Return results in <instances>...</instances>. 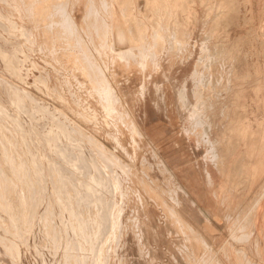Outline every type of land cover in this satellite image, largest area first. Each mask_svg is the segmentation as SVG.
I'll return each mask as SVG.
<instances>
[{
	"label": "rangeland",
	"instance_id": "1",
	"mask_svg": "<svg viewBox=\"0 0 264 264\" xmlns=\"http://www.w3.org/2000/svg\"><path fill=\"white\" fill-rule=\"evenodd\" d=\"M1 1H0V9L4 10V13L7 11L13 12V9H14L13 7H15V5L18 6L17 12H16V7L14 9L15 12L18 13V14L15 13L16 17L14 19H16L18 26H20V29L17 31L15 36H11L8 33H5L2 30V28H0V76L5 78V80H7V81L15 82L20 87V89L22 88V89L27 91L25 93H31V95L33 94V97L37 98L38 103L40 102L39 104H41L42 103L41 101H43V104L47 105V106L49 105L48 107H50V108L53 107V108L59 109V111H64V113L67 114L66 117L58 116L59 120L72 121V122H75L78 125H80L82 128H85L86 131L88 130V133L94 135V137L97 138V140L100 143H102V145L105 147L107 152H109L110 154H114L117 158L120 159L118 164L107 162V165L109 167V168L107 167L108 168L107 170H110L113 172L112 176L115 177V174H118L119 178L121 180H123V181L120 180L123 184V185L121 184L122 190L118 189L116 196H114V199H115V201H117L119 203L120 207H122L123 211H124L123 216H122L123 217L122 218V223H123L122 227L123 228L121 230L122 234L120 235V236H122L123 239L119 237V239H118L119 241H118V240H115L114 239L115 237H114L111 240L112 242L108 243L109 245L111 244L110 249H109V251H110L109 256L111 259L110 264H127L128 262H129L128 264H151V263H154V264H177V261L181 262V264H186L185 262L190 263V261H193L197 258L199 259V257L201 258V256L204 253H208L206 246H205L206 250L204 249V245H203L205 243V242H203L204 239L202 238L203 241H201L200 239L198 240L196 235L194 236V234L191 233L196 238V239H192V237L187 235L190 232L185 231L186 229L184 228V226H183V228L180 227L179 224L177 223V220L175 219V217H172L171 212L177 211V208L179 207L178 196L181 193H180V190H179L177 184L175 183L174 179H172L169 176L167 169H165L166 167L164 166V161H163L164 159L161 157V155L159 153L160 149H161L159 133L167 132V131L178 132V133L192 132V128L194 129V126L192 123L181 124L180 123L181 121H179L178 118L176 119L178 121V123H175V124L170 123L168 125L167 124H164V125L150 124L149 125L148 121H151V120L159 121V120H161V118H162V120L166 121V117L170 118L171 115H172V117L173 116L174 117H184V116L189 117L193 113H196V115L198 114L199 116L198 115L197 116L199 117V120L196 119V120H198L196 122V128H195L196 131L195 130H193V131L195 133L196 132L201 133V130H203V132L201 134H203L205 136H206V134L210 133L209 136L208 135L206 136V137L210 138V140L207 139V141H209V142L204 143L205 140H203V138H202L201 140L200 139L196 140V141H198L199 144L196 141L183 142L182 144L189 149H194V150L198 149V148L209 149L211 151L218 152L217 154H223V156L229 155L230 151L236 153L240 150L241 154H243L245 156L244 160L248 161L245 163V171H246V176H247L246 178H247V180L254 178L255 170H256V167H255L256 159L261 160L260 161V168L262 167V165H264V38H263L264 37V0H205L203 4H202V0H196V1H198V6H197L196 10L198 11V15L200 17L199 20L202 22L198 21L199 27L197 29V34H196L195 39L199 41V44H202L204 39L206 40L208 38L207 40H209L210 39L209 36H211L210 31H209L210 35H207V33L205 31L210 30L211 28L210 29L207 28L205 26V24L206 23L209 24L210 20H211V22H214V24H216V26H218L214 29L219 30L220 34L217 33L216 34L217 36H215L213 41H216L217 45H219L221 43L226 44L225 47L228 46L227 47L228 49L230 47V50H229L230 52H229L228 56H231V57H228V59L226 61V62L230 61V63L229 62L226 63V66H229L228 64H233L234 61H235V63L237 62L236 64L235 63L234 64L237 67L238 76L240 78L239 81L240 82H247V84H248L247 85L248 89L247 90L245 89V91H244V93H246L245 95L243 92H241L240 89L239 90L236 89L235 92L231 91V93H230V91H228L229 95H227L228 94V93H226L227 91L225 93L223 92V91H225V88L219 89V90H223L222 92L219 90L217 92V89H216V92L214 91L212 93L210 91H207V92L205 91L207 93L206 96H209V95L211 96L212 94H213V96L215 95L214 97L222 96V97L228 98V96H230L229 97L230 100L228 102H221V103H219V102L209 103L210 101H208L209 105L207 103H205L207 105L205 106L204 104H202V107H201V105L194 106V102H191L192 100L188 101L187 99H183L180 97L179 92H180V89H182L181 87L183 86V83H184L183 80H185V77H187L189 75V73H191L193 71V61L190 62L187 67L183 68L181 66L182 63L179 60V58H181V55H182L181 51L178 49V47H175V48H177L176 50H175V48L172 49V47L169 43L170 41H173L172 39L179 38L178 37L179 34L177 35V33H179V29H180V25H179L180 23L178 24V21H179L178 15L180 14V12L178 11L179 8L183 7V6L184 7H190L193 3L192 0H172V2H174V4H175L174 10H175V12H177V14H176L177 18H172L171 20L168 19L167 21H166V19H167L166 16H164V15L159 16L160 13H158V10H156V8H154L156 5L153 6V3H151V1H154V0H133L134 4H135V7L133 10L136 12V15L139 13L142 14V15H138V17L140 18V21H143V23L146 24V22H147L146 25L149 27V30L152 28V30H150V33L154 29L153 25H155L156 23H160L162 21H163L162 22L163 24H165V22H166L167 27H169L168 29L170 30V31H168V29H167V32L164 31L165 34L164 33L162 34L163 40H165V41H163V40L162 41L165 44L163 43L164 44L163 48H162V45L159 44V48L157 51L158 55L155 59H148L149 63H152V66H150L148 68L139 67V65L136 62L134 63L132 61H127V59H123L117 55L113 56V54L110 52H106V54H104L105 56L103 55V52L101 55H99L95 49V46H97L98 44L96 43V44L90 45V43H92L90 40H92L94 42H95V40H96V42L99 40V39H97L98 38L97 36H94V35H96V32H97L96 31L97 29L94 27V26L97 27V25H96L97 19H93L95 21L91 20V25H90L89 24L90 20H86V18H85L87 16V14H86L88 12L87 10H89L88 7H91V5H92L91 0H68L67 1L68 4L66 6L67 10H65L67 13L61 12L63 14L62 15L61 13L57 12L59 10L51 9L50 11H48V12H50V15H49L50 17L47 16L49 14L48 12L45 15L46 11H43L42 14H40L41 13L40 12L39 15H37V16H36V14H33V18L31 17L32 15H30L28 13H26V15H27L26 16L24 13V9H23V8H25L24 7L25 6L24 4H26L25 1L28 4V2L33 1V0H21L20 1L21 3L19 2V0L2 1V3H1ZM35 1L37 3H41V6L38 4L40 7H45L47 5L45 7V8H47L49 6V4L46 2V0H35ZM92 1H95V3L97 2L96 3L97 6L99 5L98 8L101 9L99 0H92ZM108 1H111V0H108ZM23 2H24V4H23ZM120 3H121V5H120L121 8L119 9V7H118V13L119 14H120V12L122 13L123 8H127V7L130 8L131 7L129 4H128L129 5L128 6L127 3H122V2H120ZM22 4L24 6H22ZM123 4H124V6L126 4V6L124 7ZM148 6H150V7H148ZM161 7H163V6H161ZM149 8H150V10H147ZM208 8L210 9V11L212 9V11H211V15L208 19L209 21H205L206 20L205 10ZM137 9L139 10V13H138ZM145 9L148 12H146ZM151 9H153V11L155 10L156 12L154 11V13H153V11H151ZM128 10H127V14H128ZM51 11H53L54 16L57 15L56 16V17H58L57 20H60L62 18L63 22L61 20L60 21L62 23L60 21L54 20V19H56V17H54L53 14H51ZM157 14H159V15H157ZM17 15H18V17H17ZM28 15H30V16H28ZM59 15H60V19H59ZM156 15H157L158 19H157V17L154 18ZM38 16L39 17L41 16V18L39 19ZM63 16L64 17L66 16L67 17L66 19H68V21L72 20L73 23H75L78 26V31L80 33L81 38L84 39L85 43H87V46H89V48L91 47L90 48L91 51L94 49L92 51V53L95 54L96 58L98 57L97 58L98 62L101 63V65L102 64L104 65V67H103V65H102V67L104 68V71H106L105 74L109 77V79L112 83V86L114 85L113 88L115 87L114 89H116L118 91V94L122 100V103L119 105H116L114 107L115 108L114 114L109 113V111L107 112V110H108L107 105L111 104V103H109L110 100H107L108 97H106V100L108 101V102H106V101H104L105 99L104 100L100 99L95 93L92 92L93 95L95 94L94 96H97L96 98H94V96L91 94L90 90L93 89V87H92L93 84H92V86L89 85V82L91 81V79L89 77V79H90L89 80L88 77L84 76L85 74L87 75V71L83 70L84 66L82 67V69L81 68L79 69V67L82 66V64L79 63L80 58H77V56L82 57V59H84V56L82 55L81 51H78V49H75V48H77L74 46L76 44V41H77V40H75L76 37L75 36L71 37V36H69L70 34H67V33H69V32H67L68 31V29H67L68 28L67 27L68 21L65 24L64 20L66 21V19H63L64 18ZM68 16H69V18H68ZM145 17L147 18V20ZM20 18L23 20H21ZM159 18H161V19H159ZM46 19H49V20H46ZM160 20H162V21H160ZM49 21H52V23L54 25H52L51 22H49ZM53 21H57L59 24H57L56 22L54 23ZM83 21L85 22V24L88 23V25L87 24L85 25ZM172 21L175 22V25H174V22H172ZM204 21H205V23H204ZM93 22H96V23H93ZM48 23H50V24L48 25ZM133 23H134V21H133ZM133 23H131V24H133ZM150 23H151L152 27L149 25ZM55 24H57V25H55ZM92 24H93V26H92ZM131 24L129 25L130 28H132V27L134 28V26L136 25V23L133 25H131ZM166 24H165V26H166ZM176 24H178V25H176ZM172 25H173V27H172ZM44 27H45V29H44ZM61 27H63V28H61ZM91 27H93L94 29L92 30ZM47 28L49 29V32L46 31ZM56 28L58 31H55ZM64 28H66V29H64ZM135 28H136V26H135ZM205 28H206V30H205ZM22 29H24L26 31H31L34 34L35 39L32 37L31 40H28V38H26V36L22 35ZM79 29L81 31L82 30L83 31L81 32ZM176 29H178V30H176ZM53 30L55 31V33ZM60 30H61V32H60ZM63 30H65V31H63ZM88 30H89V33H88ZM45 31H46V33H44ZM62 32H64L65 34ZM83 32H85V33H83ZM168 32H169V34L171 33L173 35H170V37H168V35H169ZM172 32H175V33H172ZM204 32L206 34H204ZM51 33H52V35H51ZM55 34L56 35L58 34L57 35L58 37L57 36L54 37ZM59 34H61V35L59 36ZM82 34L84 36L85 35L86 36L84 37ZM174 34H176V36H174ZM203 34H204V36H203ZM171 37H173V38L171 39ZM54 38H55V40H54ZM167 38L169 40L170 39L171 40L168 41ZM86 39H88V40H86ZM150 39H153V38L150 37ZM218 39H220V41ZM222 39H224L225 41ZM207 40L205 42H207ZM53 41H54V43H52ZM60 41H61V43H60ZM166 41H168V42L166 43ZM9 42H14V43L10 44ZM209 43H210V40H209ZM227 43H229V44H227ZM167 44L169 45V47ZM173 45L176 46V44H173ZM45 46H46V48H45ZM14 47L16 48L17 56L19 57V73L20 74L18 75V77H16L15 74L14 75L11 74V72H9V71H6L7 70V68L5 66L6 64L4 62L2 52H1L2 49H3V51H8V52L10 51L11 52ZM124 48H125V46H121V49H124ZM73 49H75V50H73ZM161 49H162V51H161ZM76 50L78 51V53ZM74 51H76V52H74ZM94 51H95V53H94ZM47 52H48V54H47ZM70 53L71 54L73 53L72 55H74V56H72ZM169 53H171V55H168ZM234 53H235V55H234ZM159 55H160V57H159ZM167 56H169V57H167ZM50 57H52V58H50ZM74 57H76V58L73 59ZM232 57H234L233 60H232ZM99 58H101V61L103 63L100 61ZM157 58H159L160 60ZM174 58L177 60H174ZM76 59H78V60H76ZM168 59H169V61H168ZM171 59H172V61H171ZM73 60H75V61H73ZM68 61L70 62L69 64H68ZM82 61H81V63H84L85 60H82ZM239 61L243 66H240L241 64L239 63ZM128 62L130 64H132V67H131V65H128ZM67 64H68V66L66 67ZM70 64H71V66L69 67ZM74 64H75V66H74ZM106 64H107V66H106ZM54 65L55 66L60 65V66L57 68V66L54 67ZM216 65L217 66L214 67L215 68L214 73H216V74H213V75H215V77L213 79V83L222 77L224 79H225V77H226V79L227 78L229 79V77L231 75V73L228 72L229 68L226 69L227 71L226 70L223 71V69L220 67L221 70L223 72H225V73H223L219 68L220 64H216ZM177 66H179V67H177ZM121 67H122V69H121ZM169 68H171V69H169ZM244 68H246V69H244ZM183 69L185 70L184 72L181 71ZM71 70L73 73L71 72ZM217 71L219 72V75L217 74ZM62 72H64V73L62 74ZM79 72L80 73L82 72V74H80ZM71 74H72V76L69 77ZM185 74H186V76H185ZM41 76L46 78V79L48 78L49 82L46 84H41V83L37 82V79L40 78ZM207 76H206V81H209V76L208 77ZM211 76H210V79L213 78ZM241 76H242V78H241ZM82 77H86V79L82 78ZM215 78H217V79H215ZM120 79H123V80H120ZM61 80H63V81H61ZM86 80L88 81V83ZM177 81H178V83H177ZM239 81H236V83H239ZM124 83H125V85H124ZM47 84H48V87H47ZM189 84H190L189 87H191V83H189ZM60 85H62V86H60ZM80 85H83V86H80ZM0 86L3 87V88L2 87L0 88V98L2 97L1 103L3 105H5L7 107V110L12 114V116L10 118H8V117L5 118V116L3 117V115L1 114L0 115V126L1 127L8 126L11 129H13V131H14L15 128L18 126L14 122L17 119L18 123L20 122V124L21 123L24 124L25 127H27V126L30 127V128L27 127V131H26V133H27L26 137L27 138L25 137V140H23V138H21V137H23V135L20 133L21 132L20 129L15 131L16 144L18 145V147H17V145L16 146L9 145V153H11V155L14 154L12 156L16 157L18 159V161H21L22 159L30 161V160L35 158V161L33 162V164L32 165L29 164V166L31 168L38 167L39 168V174L35 175L34 173H31V176L33 178L35 177V180L37 179L36 181H34L35 184H42L43 187H45V193H44L43 197L40 198L38 196L37 198L30 199V201H29V203L31 202V204L37 205L38 215L35 218V222L33 224L34 227H31L29 229L30 231H28V233L26 234V238H27L26 239V245H24L21 236H16L14 238L13 236L8 235V239L13 240V238H14L15 242L19 246V249H18L19 254L17 255L16 264H57V262L59 264L61 262V258L63 256L64 250H62V248H61V249H58L56 251V248H55L51 238L48 239V236L46 234L48 232L47 227L44 228L46 226V224H45L46 222H45V219H43V215L46 214L47 207L49 206L48 203L51 201L52 206L54 207L53 210H54V212L56 211L55 212V214H56L55 223L58 225L59 228H62L63 227L62 223L64 222L65 227H66V223L68 226L69 217H70L69 212H68L67 207H66L69 205V202L71 199L70 195H68L71 193H68V192L73 191L72 192V195H73L74 193H79L80 191L85 192L87 194L89 191L92 192V191L96 190L98 192V194H105V196L110 198V196H111V194L109 192L110 187L103 184L102 181H100V180H98L99 183L89 180V174L90 173L86 172V169H85L86 165H84L83 159L89 158L91 153H89L90 150L88 148H86V145L84 143H81V145H83V146H81L79 141L72 140V141H74V143L76 145H80L78 147L76 145L73 146L74 143H72V141L65 136L64 132L62 133L60 128H58V129L61 132L58 130L57 131L58 133L56 134V130H57L56 124L52 123V120H54V118L42 117L41 116L42 114H40L38 112V110L35 111V109H37V108L34 105V103L31 102V100H27L26 102L21 101L22 103H24L26 105L28 104L27 107H26V105L22 106L23 104L20 103V101H18L19 98L16 95L14 96V93H12L13 91L9 87H7L5 84L3 85L1 83H0ZM143 86H145V87H143ZM6 88L7 89L9 88V90L7 92H6V90H7ZM48 88H49V90H48ZM54 88L57 90L60 89V92L62 93V95L65 98V101H64L65 105H63L64 103L57 98L56 94H54V91H53V90H55ZM69 88L71 90H69ZM83 88H85V90ZM38 89L42 90V94H41V91H39ZM3 90H5V91H3ZM83 90L88 92V93L85 94V92ZM127 90L129 93L127 92ZM2 92H4V93H2ZM10 92L13 95L10 94ZM89 92H90V94H89ZM205 92H204V94H206ZM5 93H7V94L5 95ZM78 93H80V94H78ZM208 93H209V95H208ZM87 94L90 96L92 95V96L90 97ZM10 95L13 96L14 98H11ZM189 97L190 98L193 97V94L191 91L189 92ZM97 98L100 100V102L103 101L104 103L98 102L99 100ZM78 99H79V101H77ZM191 99H193V98H191ZM183 100L185 103L184 102H183L184 104L180 103ZM94 101H96V102H94ZM12 102H14V103H12ZM17 103L20 105L17 106L16 105ZM6 104L8 106L9 105L10 106L8 107ZM31 104L33 106H31ZM211 104H213L214 106H212ZM20 106H22L24 108H22ZM79 106H81V107L79 108ZM104 106L106 108H104ZM207 106H208V108H207ZM25 107L27 108V110ZM211 107L214 109L212 110ZM225 107H229V108H225ZM17 108L18 109L22 108V109L18 110ZM33 108H35V109H33ZM102 108H104L105 110L104 109L102 110ZM192 108L195 110H193ZM197 108H199V109H197ZM200 108H202V110H200ZM203 109H205V110H203ZM23 110H24V112H23ZM28 110H29V113L30 112L31 113L25 114L26 111H27L26 113H28ZM69 110H70V112H69ZM33 111H35V113ZM125 111L128 112L130 116L125 115L124 114ZM201 111H203V112H201ZM75 112H76V114H75ZM224 112H226V113L223 114ZM16 113H17V117L15 115ZM81 113H82V115H81ZM108 113H109V115H108ZM220 113H222L221 114L222 118L225 117L224 119H222L219 116ZM228 113H229V115H227ZM233 113L236 115H234ZM105 114L108 115V117H110V118L107 119V116ZM207 114H208V116H206ZM230 115L233 117V119H232V117H229ZM240 115H241V117H240ZM215 116L217 118H215ZM235 116H238L237 117L238 119H236V121L234 119ZM201 117H203L202 120H200ZM210 117H212V118H210ZM91 118H93V120H91ZM120 118H121V120H120ZM204 118L207 120H208V118L209 119H215V121L211 120L212 123H210V120L206 121ZM228 118H229V120L230 119H232V120H230V122H229ZM128 119H130L131 121ZM239 119H241V121ZM85 120L88 122L86 123ZM123 120L125 121V123H123L124 122ZM133 120L135 122H137L136 125L142 131L143 137H141L140 134H138V136L136 134H133L132 128L127 127L128 125L130 126V124H132V126L134 125L132 122ZM226 120H227V122H226ZM33 121H37L39 123L40 126H38V127L40 129L31 130V127H32L31 124ZM102 121L103 122L105 121L106 123H103ZM13 122L15 123V125ZM130 122H132V123H130ZM206 122L208 124H212V127L208 128V126H207L208 124H206V125L204 124ZM213 122L215 123L214 126H213ZM235 122L240 123V126H239V124H236ZM113 123H114V125H113ZM229 123H232V125L233 124L234 125L233 126L230 125V127H229ZM201 124L203 126H201ZM236 125H237V127H236ZM99 126H101V127H99ZM238 126L239 127L243 126V128H239ZM247 126H250V127H247ZM231 127H232V129H231ZM234 127H236V128H234ZM90 128H92V129H90ZM210 128H211V130H210ZM244 128L246 129L245 131H244ZM235 129H236V131H235ZM241 129H243V130H241ZM30 130H31V132H30ZM39 130L42 132H39ZM44 130H46V132ZM18 131H20L19 134L21 136H19ZM129 131H130V133H129ZM204 132H206V134ZM29 133L30 134L32 133V134L30 135ZM60 133H61V135H60ZM12 134H14V133H10V135H12ZM34 134H36V135H34ZM63 134H64V137H63ZM132 134H133V136H132ZM41 136H42V138H41ZM53 136L56 138L55 140L52 139V138H54ZM61 136L63 137V139ZM201 137H202V135H201ZM38 138H40V139L38 140ZM55 142H57V143H55ZM68 142H71L72 144L68 143ZM214 142L216 145L213 144ZM174 143L179 144L178 141H174ZM51 145H53V147ZM58 146H60V147H58ZM80 147L81 148L83 147V148L81 149ZM62 148L66 151L64 152ZM11 149L14 151H12ZM83 149H85V150H83ZM80 150H82V151H80ZM88 150H89V152H88ZM1 152L2 151L0 148V156H1ZM82 155H83V157H82ZM210 159L213 161H219L220 162V161L224 160V157H222V156L214 157V158L212 157ZM157 161L159 164L157 163ZM102 165H103L102 166L103 169H105L104 164H102ZM131 167H132V169H131ZM6 168L8 169V167H6ZM221 169H222V167L220 168V170ZM105 171H106V169H105ZM116 172H118V173H116ZM141 172H143V173H141ZM9 173H11L10 170H9ZM32 174H34V175H32ZM37 176L39 178H41L40 180H42L41 181L42 183L40 182V180L37 183V181H38ZM263 176H264V173H263ZM60 177L62 178V180H58V179H60ZM139 178H140V181H139ZM133 181H135V182H133ZM137 182H139V183H137ZM23 184H28V183L24 182ZM23 184L19 182V186L16 190L17 193H15V192L13 193L12 190L15 191V189L13 187L11 188V186H10V188H9L10 190H9L8 189L9 185H7L6 183L2 184V187L0 188L1 189L0 192L4 191L3 193L1 192L2 193L1 195L5 196L7 205H9L8 203L11 201V202H13L12 204L10 203L11 207L12 208L16 207L15 209L13 208V210L15 211V213L13 215L16 214L15 215L16 218L13 216V218L15 219V220L14 219L13 220L16 222V224L20 225V230H22V218H20V216H22V202L20 200L19 194H20V190L22 188L25 190L26 189L30 190V188L28 186L26 187ZM99 184H101V186ZM135 184H137V185H135ZM5 185H7V187ZM64 185H66V186L64 187ZM242 185L243 184H238L239 187L236 190V191H238L236 196H240L241 191H242ZM246 185H247V187L246 188L243 187V191L247 192V195L244 194L247 198V197H250L248 195L253 191V186L255 184H246ZM37 186H35L34 188H36L40 191L41 186H39V185H37ZM83 186H84V189H83ZM54 187H56V188H54ZM74 187H75V189H74ZM6 189H8V190H6ZM65 189L66 190L68 189L69 191L66 192ZM92 189H94V190H92ZM98 189H99V191H98ZM63 190H64V192H62ZM145 190H147V191H145ZM135 191L140 192L142 195L144 193L145 203L148 206L149 223H150L149 224V226H150L149 230L151 233L149 232L146 235L145 239L143 240L144 241L143 243L139 242L140 241L139 240V231L133 225L136 222V219L139 217V214H140V217L143 215L142 211L140 209V206L138 205V199H137L138 196L135 194ZM148 191L151 192V194ZM56 192H58L60 194H58ZM63 193H65L66 195ZM114 193H115V191H114ZM130 193L133 194V197H132V194H130ZM154 193H155V195H158L157 197L155 196V198L153 195ZM30 194H29V196H30ZM151 195H153V196L151 197ZM129 196H130V199H129ZM148 196H149V198H148ZM127 197H128V199H126ZM75 198H77V197H74L73 199H75ZM85 198H86L85 200L82 199L83 204H84V205H82L83 207L86 206L85 204H87V207H89L88 204H90V208L93 210L94 208L97 207V205L102 206V204L100 202H98L96 204L94 202L90 203L93 200L92 198H89L87 196H85ZM160 198L162 199L163 203H162V201H160ZM158 200L160 201V204H159ZM64 201H66V202H64ZM95 201L97 202V200H95ZM134 201H136V202H134ZM167 201L170 204H166ZM237 202H236L237 205L232 204V207L234 209L232 211L235 214L238 212L237 207H239L238 206L239 204ZM129 204L130 205L132 204V205L130 206ZM136 206H138L139 208ZM230 207L231 206H229V208ZM137 209H139L140 212H137ZM163 210H165V212ZM166 211L168 214L166 213ZM162 213L163 214L166 213L165 214L166 217ZM3 214L4 213H1V211H0V218H1L0 221L1 220H8L9 221L10 218L8 219V216L6 214H4L5 217L7 216L5 218ZM162 216H164V217H162ZM168 216H169V218H168ZM177 217H179L178 214H177ZM141 218L143 219V217H141ZM133 220H134V223L132 222ZM180 220L182 221L181 218H180ZM172 223H175V224L173 225ZM176 223L178 225H176ZM178 226L180 227V229ZM177 227L179 230L177 229ZM66 229L68 230V228H66ZM123 229H124V231H123ZM134 230H136V231H134ZM180 230L181 231L183 230L185 233L181 232ZM233 230H234V228H233ZM45 231H47V232H45ZM156 231H158V232H156ZM237 231H238V228L235 229V232H237ZM2 233H3V231L0 230V234L2 235V237H5V235ZM69 233H71V235L74 234V232L71 230L69 231ZM168 234H170V235H168ZM123 236H125V237H123ZM136 237L138 238L139 241L136 240L137 239ZM185 237L186 238L188 237V238L186 239ZM122 240H124V241H122ZM113 241H115L114 242L115 244L113 243ZM117 242L119 243V245H116ZM199 242H201V243H199ZM127 243H129V244L127 245ZM195 244H198L197 245L198 247ZM2 248H4V245L1 244V242H0V252H1L0 264H14V262L12 261L10 256L5 251L6 248H4V249H2ZM106 248H108V247H105V249ZM244 248H247V250L250 253V250L248 249L247 246H245ZM131 249L132 250L134 249V250L132 251ZM143 249H144V251H143ZM55 253H57V255H55ZM216 253H217L216 256L218 258H221L224 260L226 259V255H225L224 249L222 247L220 249H218L216 251ZM212 254L215 255V253H212ZM129 256H131V257H129ZM250 256H252V255L250 254ZM139 257H141V258H139ZM145 258H146V260H145ZM197 260H195V261H197ZM182 262H184V263H182Z\"/></svg>",
	"mask_w": 264,
	"mask_h": 264
},
{
	"label": "bare ground",
	"instance_id": "2",
	"mask_svg": "<svg viewBox=\"0 0 264 264\" xmlns=\"http://www.w3.org/2000/svg\"><path fill=\"white\" fill-rule=\"evenodd\" d=\"M1 1V0H0ZM2 1H8V0H2ZM2 1H1V3H2ZM21 0H19V2H20ZM67 1L68 0H46V2L49 4V6L47 7V8H45V7H40L41 6V3H37L35 0H33V1H30V2H28V4H27V2L25 1V3L26 4H24V2H23V4L25 5H23L22 4V6H24L25 8H23L24 9V13H25V15H26V13H28V14H30V15H32L31 17L33 18V14H36V16L37 15H39V13L40 14H42V12L43 11H46V13H45V15L47 14V12L48 11H50L51 9H57V10H59V11H57V12H59V13H61V12H65V13H67L65 10H67L66 8V6H67ZM118 1V2H117ZM111 0V1H108V0H99V3H100V8L101 9H99L98 8V6H97V2L95 3V1H92L91 0V3H92V5H91V7H88L89 8V10H87L88 12L86 13L87 14V16L85 17L86 18V20H90V25H91V20H93V19H97L96 20V22H97V27L96 26H94L97 30V32H96V35H94V36H97L98 38L97 39H99L97 42H96V40H95V42L94 41H92V40H90L89 38V40L92 42V43H90V45H92V44H98L97 46H95V49H96V51H97V53L99 54V55H101L102 54V52H103V55L104 54H106V52H110V53H112L113 54V56H115V55H117V56H119V57H121V58H123V59H127V61H132V62H136L138 65H139V67H143V68H148V67H150V66H152V63H149V61H148V59H155L156 57H157V55H158V48H159V44H161L162 45V48H163V46H164V42L163 41H165V40H163V36H162V34L164 33L165 34V32L164 31H166L167 32V29L169 28V27H167V24H166V22H165V24H166V26H165V24H163L162 22V20H160V21H162V22H160V23H156L155 25H153L154 26V29H153V31L150 33V30H152V28L149 30V27L146 25L147 24V22H146V24L145 23H143V21H140V18L138 17V15H142V14H140L139 13V10H138V13L139 14H137L136 15V12L133 10L134 9V7H135V4H134V1L133 0ZM204 1L205 0H202V4L204 3ZM11 2V1H10ZM53 2V3H52ZM120 2H122V3H127V5L129 4L131 7L129 8V7H127V8H123V11H122V13L120 12V14L118 13V7H119V9L121 8V3ZM172 0H154V1H151V3H153V6L154 5H156L154 8H156V10H158V13H160V15L159 14H157V15H159V16H162V15H164V16H166V21L169 19V20H171L172 18H177L176 17V14H177V12H175L174 13V9H175V4H174V2H172ZM192 5L190 6V7H180L179 8V12H180V14L178 15L179 16V21H178V24L180 25V29H179V33H177V35L179 34V38H177V39H172L173 37H171V39L173 40V41H170L168 38V41H170L169 43H170V45H171V47H172V49L173 48H175V47H178V49L181 51V58H179V60L181 61V66L183 67V68H185V67H187L188 66V64L190 63V62H192L193 61V71L191 72V73H189V75L187 76V77H185V80H183L184 81V83H183V86L181 87L182 89H180V97L181 98H183V99H187L188 101H191V102H194V106H197V105H201V107H202V104H204L205 106L208 104V101H210L209 103H214V102H219V103H221V102H228L230 99H229V97L230 96H228V98L227 97H222V96H216V97H214L213 96V94L210 96L209 95V93H208V95L209 96H206L207 95V91H210L211 93L212 92H216V89H217V92H218V90L220 89V88H225V91H223V90H219V91H223L224 93L226 92V93H228V91H230V93H231V91L233 92H235L236 91V89L237 90H241V92H243L244 93V91H245V89L247 90L248 88H247V82H240L239 80H240V78H239V76H238V71H237V67H236V63H235V61H234V63L233 64H228L229 66H226V63H230V61H228V62H226L227 61V59H228V57H231V56H228L229 55V50H230V47H229V49L227 48V47H225V45L226 44H224V43H221V44H219V45H217V43H216V41H213L214 40V38H215V36H217L216 34L218 33V34H220L219 32V30H217V29H214V28H216V27H218V26H216V24H214V22H211V20H210V23L209 24H205V26L207 27V28H211L210 30H207V31H205L206 33H207V35H210L211 34V36H209V40H210V43H209V40H207V42H205L206 40L204 39V41L202 42V44H199V41L198 40H196L195 39V37H196V34H197V29H198V27H199V23H198V21H200L199 20V15H198V11L196 10V8H197V6H198V1H196V0H192ZM21 3V2H20ZM37 3V4H36ZM89 3V2H88ZM90 3V4H91ZM94 3V4H93ZM40 6H39V5ZM44 4V3H43ZM45 5V4H44ZM128 5V6H129ZM123 6H124V4H123ZM125 6H126V4H125ZM124 6V7H125ZM161 6H163V7H161ZM211 6V5H210ZM6 7V6H5ZM13 7V6H12ZM15 7H16V12L18 11V9H17V5H15ZM15 7H13L14 9H15ZM70 7V6H69ZM137 7V6H136ZM148 7H150V6H148ZM159 7V8H158ZM177 7V6H176ZM158 8V9H157ZM13 9V12L12 11H7V12H5L4 13V10H2V9H0V28H2V30L5 32V33H8L9 35H11V36H15L16 35V33H17V31L20 29V26H18V23H17V21H16V19H14L15 17H16V14H18V13H16L15 12V10ZM128 10V14H127V10ZM136 10V11H137ZM146 10V9H145ZM147 10H150V8L149 9H147ZM146 10V12H148ZM151 11H153V9H151ZM150 11V12H151ZM155 11V10H154ZM154 11H153V13H154ZM211 11H212V9H211ZM211 11H210V9L208 8V9H206L205 10V15H206V20L205 21H209L208 19H209V17H210V15H211ZM56 12V13H57ZM135 12V13H134ZM156 12V11H155ZM16 13V14H15ZM20 13V12H19ZM49 14L47 15L48 17H50L49 15H50V12H48ZM51 14H53V16H54V13H53V11H51ZM58 14V13H57ZM62 14V13H61ZM60 14V15H61ZM122 14V15H121ZM145 14V13H144ZM23 15V14H22ZM30 15H28V16H30ZM60 15H59V19H60ZM63 15V14H62ZM61 15V16H62ZM65 15V14H64ZM67 15V14H66ZM157 15L154 17V18H156L157 17ZM27 16V15H26ZM52 16V15H51ZM52 16V17H53ZM57 15H55L54 17H56ZM145 16V15H144ZM204 16V15H203ZM17 17H18V15H17ZM39 17V16H38ZM64 17V16H63ZM143 17V16H142ZM205 17V16H204ZM35 18V17H34ZM41 18V16L39 17V19ZM67 17L65 16L63 19H66ZM68 18H69V16H68ZM146 18V17H145ZM162 18V17H161ZM161 18H159V19H161ZM165 18V17H164ZM21 19V18H20ZM29 19V18H28ZM27 19V20H28ZM37 19V18H36ZM58 19V17H56V19H54V20H57ZM157 19H158V17H157ZM163 19V18H162ZM204 19V18H203ZM21 20H23V19H21ZM25 20V19H24ZM33 20V19H32ZM46 20H49V19H46ZM45 20V21H46ZM52 20V19H51ZM61 21H62V18L60 19ZM60 20H57V21H60ZM85 20V19H84ZM85 20V21H86ZM146 20H147V18H146ZM164 20V19H163ZM176 20V19H175ZM178 20V19H177ZM57 21H53L54 23L56 22L57 24H59ZM60 21V22H61ZM68 21V19H66V21L64 20V22H65V24H66V22ZM93 21H95V20H93ZM133 21H134V23H133ZM141 23H140V22ZM145 21V20H144ZM205 21H204V23H205ZM49 22H51V24L52 25H54L53 23H52V21H49ZM63 22V21H62ZM61 22V23H62ZM84 22V21H83ZM96 22H93V23H96ZM157 22V21H156ZM172 22H174V21H172ZM200 22H202V21H200ZM21 23V22H20ZM43 23V22H42ZM46 23V22H45ZM131 23H133V24H135L136 23V28H135V26H134V28L132 27V28H130V24ZM140 23V24H139ZM177 23V22H176ZM216 23V22H215ZM50 23H48V25H49ZM57 24H55V25H57ZM84 24H85V22H84ZM87 25H88V23H86ZM85 24V25H86ZM133 24H131V25H133ZM154 24V23H153ZM171 24V23H170ZM178 24H176V25H178ZM201 24V23H200ZM21 25V24H20ZM61 25V24H60ZM95 25V24H94ZM151 27H152V25H151V23L149 24ZM174 25H175V22H174ZM47 26V25H46ZM84 26V25H83ZM92 26H93V24H92ZM209 26V27H208ZM66 27V26H65ZM68 28V31L67 32H69V33H67V34H70L69 36H75L76 38H75V40H77L76 41V44L74 45L75 47H77V48H75V49H78V51H81V53H82V55L84 56V59H82V57H78L77 56V58H80L79 60H80V64H82V66H80L79 67V69L81 68L82 69V67L84 68L83 70H85V71H87V75L85 74L84 76H86V77H88V79H89V77H90V79H91V81L89 82V85H91L92 86V84H93V89H91L90 90V92H91V94L93 95V93H95L100 99H102V100H104V101H106V102H108L107 100H110V102L109 103H111V104H109V105H107L106 103V105H107V112L109 111V113H112V114H114L115 113V106L116 105H119V104H121L122 103V100H121V98H120V96H119V94H118V91L116 90V89H114L113 88V86H112V83H111V81H110V79H109V77L105 74V72L106 71H104V65H103V67H102V65H101V63H99L98 62V60H97V58L95 57V54H93L92 53V51L94 50H92L91 51V47L89 48V46H87V43H85V41H84V39H82L81 38V36H80V33H79V31H78V26L75 24V23H73V21L71 20V21H68V26H67ZM172 27H173V25H172ZM37 28V27H36ZM54 28V27H53ZM61 28H63V27H61ZM60 28V29H61ZM92 28V30L94 29L93 27H91ZM220 28V27H219ZM44 29H45V27H44ZM55 29V28H54ZM64 29H66V28H64ZM174 29V28H173ZM201 29V28H200ZM52 30V29H51ZM80 30V29H79ZM176 30H178V29H176ZM205 30H206V28H205ZM46 31H48L49 32V29L47 28V30ZM46 31L44 32V33H46ZM54 31V30H53ZM52 31V32H53ZM55 31H58L57 30V28H56V30ZM55 31H54V33H55ZM63 31H65V30H63ZM81 31V30H80ZM83 31V30H82ZM81 31V32H82ZM87 31V30H86ZM168 31H170L169 29H168ZM204 31V30H203ZM209 31H210V34H209ZM51 32V31H50ZM60 32H61V30H60ZM59 32V33H60ZM201 32V31H200ZM204 32V34H206ZM62 33H64V32H62ZM83 33H85V32H83ZM87 33V32H86ZM88 33H89V30H88ZM172 33H175V32H172ZM48 34V33H47ZM65 34V33H64ZM167 34V33H166ZM168 34H169V32H168ZM204 34H203V36H204ZM22 35L23 36H26V38H28V40H31V38L33 37L34 38V34L31 32V31H26V30H24V29H22ZM51 35H52V33H51ZM58 35V34H57ZM56 34L54 35V37H56L57 36ZM61 34H59V36H60ZM83 35V34H82ZM89 35V34H88ZM87 35V36H88ZM170 35H173V34H169L168 35V37H170ZM84 36V35H83ZM86 36V35H85ZM84 36V37H85ZM167 36V35H166ZM174 36H176V34H174ZM58 37V36H57ZM62 37V36H61ZM67 37V36H66ZM150 37L151 38H153V39H150ZM219 37V36H218ZM10 38V37H9ZM74 38V37H73ZM87 38V37H86ZM91 38V37H90ZM155 38V39H154ZM166 38V37H165ZM264 38V37H263ZM262 38V39H263ZM3 39V38H2ZM35 39V38H34ZM66 39V38H65ZM88 39H86V40H88ZM166 39V40H167ZM257 39V38H256ZM261 39V38H260ZM54 40H55V38H54ZM57 40V39H56ZM62 40V39H61ZM74 40V39H73ZM74 40V41H75ZM163 40V41H162ZM202 40V39H201ZM216 40V39H215ZM219 41H220V39H218ZM217 40V41H218ZM222 40H224V39H222ZM221 40V41H222ZM227 40V39H226ZM5 41V40H4ZM64 41V40H63ZM72 41V40H71ZM168 41H166V43L168 42ZM225 41V40H224ZM73 42V41H72ZM10 44L11 43H14V42H9ZM43 43V42H42ZM52 43H54V41L52 42ZM60 43H61V41H60ZM74 43V42H73ZM89 43V42H88ZM164 43V44H163ZM220 43V42H219ZM173 44H176V46H174ZM227 44H229V43H227ZM8 45V44H7ZM44 45V44H43ZM53 45V44H52ZM168 45V44H167ZM121 46H125V48L124 49H121ZM168 47H169V45H168ZM261 47V46H260ZM35 48V47H34ZM45 48H46V46H45ZM54 48V47H53ZM93 48V47H92ZM39 49V48H38ZM75 49H73V50H75ZM167 49V48H166ZM171 49V50H172ZM177 48H175V50H176ZM170 50V49H169ZM236 50V49H235ZM42 51V50H41ZM62 51V50H61ZM77 51V50H76ZM76 51H74V52H76ZM78 51H77V53H78ZM161 51H162V49H161ZM174 51V50H173ZM2 56H3V59H4V62H5V66H6V68H7V70L6 71H9V72H11V74H15V76L16 77H18V75L20 74L19 73V57L17 56V51H16V48L14 47L13 49H12V51L10 52H8V51H3V49H2ZM45 52V51H44ZM52 52V51H51ZM105 52V53H104ZM164 52V51H163ZM170 52V51H169ZM178 52V51H177ZM235 52V51H234ZM56 53V52H55ZM63 53V52H62ZM94 53H95V51H94ZM172 53V52H171ZM171 53H169L168 55H171ZM174 53V52H173ZM236 53V52H235ZM235 53H234V55H235ZM47 54H48V52H47ZM50 54V53H49ZM53 54V53H52ZM71 54V53H70ZM73 54V53H72ZM71 54V55H72ZM75 54V53H74ZM111 54V55H112ZM173 55V54H172ZM231 55V54H230ZM48 56V55H47ZM72 56H74V55H72ZM76 56V55H75ZM105 56V55H104ZM53 57V56H52ZM52 57H50V58H52ZM68 57V56H67ZM66 57V58H67ZM70 57V56H69ZM159 57H160V55H159ZM167 57H169V56H167ZM177 57V56H176ZM239 57V56H238ZM263 57V56H262ZM46 58V57H45ZM76 57H74L73 59H75ZM171 58V57H170ZM233 58L234 57H232V60H233ZM236 58V57H235ZM85 60L84 61V63H81V61L82 60ZM100 59V61H101V58H99ZM157 59H159V58H157ZM69 60V59H68ZM76 60H78V59H76ZM160 60V59H159ZM162 60V59H161ZM174 60H177V59H175L174 58ZM231 60V61H232ZM238 60V59H237ZM236 60V61H237ZM73 61H75V60H73ZM166 61V60H165ZM168 61H169V59H168ZM171 61H172V59H171ZM2 62V61H1ZM83 62V61H82ZM102 62V61H101ZM53 63V62H52ZM56 63V62H55ZM70 62L68 61V64H69ZM103 63V62H102ZM180 63V62H179ZM239 63H240V61H239ZM57 64V63H56ZM68 64L66 65V67L68 66ZM72 64V63H71ZM71 64L69 65V67L71 66ZM216 64H220V66H219V68L221 67L222 69H223V71L224 70H226L227 68H229L228 69V72L229 73H231V75H230V77H229V79L227 80L226 79V77H225V79L222 77V78H219L218 80H216L214 83H213V79H214V77H215V75H213V74H216V73H214V71H215V66H217ZM241 64V63H240ZM245 64V63H244ZM61 65V64H60ZM59 65V66H60ZM77 65V64H76ZM128 65H131V67H132V64H130L129 62H128ZM4 66V65H3ZM57 66V68L59 67L58 65H56ZM55 65H54V67H56ZM74 66H75V64H74ZM73 66V67H74ZM78 66V65H77ZM76 66V67H77ZM106 66H107V64H106ZM105 66V67H106ZM238 66V65H237ZM240 66H243L242 64L240 65ZM64 67V66H63ZM118 67V66H117ZM177 67H179V66H177ZM247 67V66H246ZM62 68V67H61ZM174 68V67H173ZM192 68V67H191ZM221 68H220V70H221ZM76 69V68H75ZM78 69V68H77ZM106 69V68H105ZM121 69H122V67H121ZM169 69H171V68H169ZM218 69V68H217ZM244 69H246V68H244ZM60 70V69H59ZM67 70V69H66ZM131 70V69H130ZM136 70V69H135ZM168 70V69H167ZM5 71V70H4ZM81 71V70H80ZM133 71V70H132ZM172 71V70H171ZM181 71H185L184 69L183 70H181ZM187 71V70H186ZM191 71V70H190ZM222 71V70H221ZM222 71V72H223ZM227 71V70H226ZM242 71V70H241ZM244 71V70H243ZM59 72V71H58ZM71 72H72V70H71ZM70 72V73H71ZM125 72V71H124ZM45 73V72H44ZM64 72H62V74H63ZM73 73V72H72ZM80 73V72H79ZM78 73V74H79ZM86 73V72H85ZM121 73V72H120ZM177 73V72H176ZM187 73V72H186ZM208 73V74H207ZM221 73V72H220ZM223 73H225V72H223ZM240 73V72H239ZM10 74V75H11ZM68 74V73H67ZM80 74H82V72L80 73ZM127 74V73H126ZM217 74L219 75V72L217 71ZM5 75V74H4ZM48 75V74H47ZM74 75V74H73ZM132 75V74H131ZM184 75V74H183ZM182 75V76H183ZM209 76V81H206V76ZM212 75V76H211ZM221 75V74H220ZM227 75V74H226ZM229 75V74H228ZM244 75V74H243ZM247 75V74H246ZM49 76V75H48ZM72 76V74L69 76V77H71ZM83 76V75H82ZM127 76V75H126ZM185 76H186V74H185ZM207 76V77H208ZM210 76L211 77H213L212 79H210ZM86 77H82V78H85L86 79ZM122 77V76H121ZM184 77V76H183ZM217 77V76H216ZM10 78V77H9ZM123 78V77H122ZM241 78H242V76H241ZM11 79V78H10ZM65 79V78H64ZM73 79V78H72ZM87 79V80H88ZM89 79V80H90ZM183 79V78H182ZM181 79V80H182ZM215 79H217V78H215ZM68 80V79H67ZM76 80V79H75ZM86 80V81H87ZM120 80H123V79H120ZM36 81V80H35ZM61 81H63V80H61ZM66 81V80H65ZM77 81V80H76ZM236 81H239V83H236ZM37 82H39V83H41V84H46V83H48L49 81H48V78L46 79V78H44V77H40V78H38L37 79ZM54 82V81H53ZM57 82V81H56ZM0 83L1 84H5L7 87H9L13 92L12 93H14V96L16 95L18 98H19V100L18 101H20V103H22V102H26L27 100H31V102H33L34 103V105L36 106V108L37 109H35V108H33V109H35V111H37L38 110V112L40 113V114H42L41 116L42 117H44V118H54V120H52V123H55L56 124V134L58 133L57 131L59 130L58 128H60L61 129V131H62V133L64 132V134H65V136L68 138V139H70L71 141L72 140H74V141H79L80 142V145H81V143H84L85 145H86V148H88L89 150H90V152H89V150H88V152L89 153H91V155H90V157L89 158H84L83 159V161H84V165H86L85 167V169H86V172L88 173H90L89 174V180L90 181H94V182H97V183H99V181L98 180H100V181H102V183L103 184H105L106 186H108V187H110V190H109V192H110V194H111V196H110V198L109 197H107V196H105V194H98V192L95 190V191H92V192H88L87 194L85 193V192H82V191H80L79 193H74L73 195H72V192L73 191H71V192H68V193H71V194H68V195H70V202H69V205L68 206H66L67 207V210H68V212H69V215H70V217H69V222H68V226H67V223H66V227H65V223L63 222L62 223V225H63V227L62 228H59L58 227V225L55 223V219H56V214H55V212H54V207L52 206V203H51V201L48 203V207H47V211H46V214L45 215H43V219H45V224H46V226L44 227V228H46L47 227V231H45V232H47L46 234H47V236H48V239H50L51 238V240H52V242H53V244H54V246H55V248H56V251L58 250V249H61L62 248V250H64V252H63V256H62V258H61V262L59 263V264H110V261H111V259H110V256H109V254H110V251H109V249H110V245L108 244L109 242L111 243L112 241V238H114L115 240H118L119 239V237L120 238H122V236H120L121 234H122V232H121V230H122V226H123V223H122V216H123V213H124V211H123V208L122 207H120V205H119V203L117 202V201H115V199H114V196H116V193H117V191H118V189H120V190H122V186H121V184H122V182L121 181H123V180H121L120 178H119V175L118 174H115V177L114 176H112L113 175V172L112 171H110V170H107L109 167H108V165H107V162H111V163H116V164H118V162H119V158H117L114 154H110L109 152H107L106 151V149H105V147L102 145V143H100L98 140H97V138H95L94 137V135H92V134H90V133H88V130L86 131V129L85 128H82L80 125H78L77 123H75V122H72V121H62V120H59L58 118V116H62V117H66V115L67 114H65L64 113V111H59V109H57V108H50V107H48L47 105H44L43 104V101H41L42 103L41 104H39L38 103V101H37V98H35V97H33V94L31 95V93H25V92H27L26 90H24V89H20V87L15 83V82H10V81H7V80H5V78H3L2 76H0ZM87 83H88V81H87ZM91 83V84H90ZM130 83V82H129ZM177 83H178V81H177ZM189 83H191V87H189ZM226 83V84H225ZM63 84V83H62ZM76 84V83H75ZM115 84V83H114ZM65 85V84H64ZM78 85V84H77ZM84 85V84H83ZM83 85H80V86H83ZM124 85H125V83H124ZM180 85V84H179ZM60 86H62V85H60ZM181 86V85H180ZM2 86H0V88H1ZM47 87H48V84H47ZM50 87V86H49ZM143 87H145V86H143ZM3 88V87H2ZM9 88L6 90V92L9 90ZM43 88V87H42ZM80 88V87H79ZM37 89V88H36ZM44 89V88H43ZM55 89V88H54ZM84 90H85V88H83ZM121 89V88H120ZM39 90V89H38ZM48 90H49V88H48ZM65 90V89H64ZM69 90H71L70 88H69ZM83 90V91H84ZM2 91V90H1ZM3 91H5V90H3ZM39 91H41V94H42V90H39ZM54 91V94H56L57 95V98L59 99V100H61L64 104L63 105H65V98H64V96L62 95V93L60 92V89L59 90H57V89H55V90H53ZM77 91V90H76ZM131 91V90H130ZM192 92V94H193V97H191V98H193V99H191L190 97H189V92ZM206 91V92H205ZM85 92V94L86 93H88V92H86V91H84ZM90 92H89V94H90ZM93 92V93H92ZM127 92H128V90H127ZM177 92V91H176ZM204 92L206 93V94H204ZM2 93H4V92H2ZM11 92H10V94H12ZM65 93V92H64ZM126 93V92H125ZM129 93V92H128ZM7 93H5V95H6ZM78 94H80V93H78ZM94 94V95H95ZM246 93H244V95H245ZM9 95V94H8ZM13 95V94H12ZM46 95V94H45ZM68 95V94H67ZM88 95V94H87ZM91 95V96H92ZM93 95V96H94ZM227 95H229V93L227 94ZM226 95V96H227ZM4 96V95H3ZM11 96V95H10ZM69 96V95H68ZM88 96H90V95H88ZM90 96V97H91ZM97 96H94V98H96ZM232 96V95H231ZM237 96V95H236ZM7 97V96H6ZM56 97V96H55ZM67 97V96H66ZM77 97V96H76ZM106 97H108V99L106 100ZM123 97V96H122ZM2 98V97H1ZM1 98H0V115L2 114L3 115V117L5 116V118H10L11 116H12V114L7 110V107L5 106V105H3L2 103H1ZM11 98H14L13 96H11ZM48 98V97H47ZM54 98V97H53ZM79 98V97H78ZM232 98V97H231ZM241 98V97H240ZM80 99V98H79ZM79 99L77 100V101H79ZM91 99V98H90ZM93 99V98H92ZM98 99V98H97ZM179 99V98H178ZM247 99V98H246ZM56 100V99H55ZM67 100V99H66ZM94 100V99H93ZM99 100V99H98ZM17 101V100H16ZM15 101V102H16ZM22 101V102H21ZM58 101V100H57ZM3 102V101H2ZM94 102H96V101H94ZM98 102H100V100L98 101ZM103 102V101H102ZM102 102H100V103H102ZM177 102V101H176ZM184 102V100L182 101V102H180V103H183ZM12 103H14V102H12ZM71 103V102H70ZM104 103V102H103ZM185 103V102H184ZM183 103V104H184ZM205 103H207V104H205ZM230 103V102H229ZM23 104V105H22ZM21 105L22 106H24V105H26V104H24V103H22ZM81 104V103H80ZM79 104V105H80ZM95 104V103H94ZM99 104V103H98ZM225 104V103H224ZM223 104V105H224ZM7 105V104H6ZM13 105V104H12ZM17 106L18 105H20V104H16ZM28 105V104H27ZM27 105H26V107H27ZM101 105V104H100ZM155 105V104H154ZM182 105V104H181ZM209 105V104H208ZM212 106H214L213 104H211ZM210 105V106H211ZM242 105V104H241ZM8 106V105H7ZM10 106V105H9ZM8 106V107H9ZM15 106V105H14ZM22 106H20V107H22ZM31 106H33L32 104H31ZM34 106V107H35ZM62 106V105H61ZM75 106V105H74ZM102 106V105H101ZM126 106V105H125ZM193 106V107H194ZM209 106V107H210ZM225 106V105H224ZM228 106V105H227ZM25 107V108H26ZM57 107V106H56ZM81 106H79V108H80ZM100 107V106H99ZM103 107V106H102ZM200 107V106H199ZM13 108V107H12ZM16 108V107H15ZM22 108H24V107H22ZM22 108H20V109H18V110H21ZM101 108V107H100ZM104 108H106L105 106H104ZM104 108H102V110L104 109ZM195 108V107H194ZM205 108V107H204ZM207 108H208V106H207ZM212 108V107H211ZM225 108H229V107H225ZM193 109V108H192ZM191 109V110H192ZM197 109H199V108H197ZM206 109V108H205ZM205 109H203V110H205ZM210 109V108H209ZM214 108H212V110H213ZM15 110V109H14ZM26 110H27V108H26ZM88 110V109H87ZM105 110V109H104ZM193 110H195V109H193ZM200 110H202V108H200ZM208 110V109H207ZM206 110V111H207ZM16 111V110H15ZM14 111V112H15ZM31 111V110H30ZM35 111H33L34 113H35ZM72 111V110H71ZM82 111V110H81ZM183 111V110H182ZM190 111V110H189ZM188 111V112H189ZM198 111V110H197ZM224 111V110H223ZM222 111V112H223ZM13 112V113H14ZM17 112V111H16ZM19 112V111H18ZM23 112H24V110H23ZM27 112V111H26ZM25 112V114H30L29 113V110H28V113H26ZM58 112V113H57ZM69 112H70V110H69ZM77 112V111H76ZM76 112H75V114H76ZM92 112V111H91ZM196 112V111H195ZM201 112H203V111H201ZM38 113V114H39ZM84 113V112H83ZM109 113H108V115H109ZM191 113V112H190ZM200 113V112H199ZM226 112H224L223 114H225ZM121 114V113H120ZM123 114V113H122ZM124 114L125 115H127V116H130L129 115V113L128 112H124ZM222 113H220L219 114V116L221 117L222 115H221ZM231 114V113H230ZM234 114V113H233ZM16 115V117H17V113L15 114ZM34 115V114H33ZM73 115V114H72ZM81 115H82V113H81ZM84 115V114H83ZM86 115V114H85ZM89 115V114H88ZM106 115V114H105ZM108 115H106L107 116V119H109L110 117H108ZM118 115V114H117ZM198 115V114H197ZM196 115V113H193V114H191L190 116H189V118H190V120L192 121V124H193V126H194V129L192 128V132H186V133H189V134H191L192 136H194V135H198L199 136V138L198 139H202L203 138V140H205V142L204 143H206V142H209V141H207V139H209L210 140V138H208V137H206L207 135L209 136V134H206V132H204L205 134H206V136L205 135H203V134H201L202 132H203V130H201V133H195L193 130H195V128H196V122L199 120V115L197 116ZM215 115V114H214ZM227 115H229V113L227 114ZM234 115H236V114H234ZM32 116V115H31ZM36 116V115H35ZM87 116V115H86ZM122 116V115H121ZM124 116V115H123ZM137 116V115H136ZM172 116V115H171ZM201 116V115H200ZM206 116H208V114L206 115ZM210 116V115H209ZM2 117V116H1ZM30 117V116H29ZM75 117V116H74ZM148 117V116H147ZM229 117H232L231 115L229 116ZM238 116H235V121H236V119H238L237 118ZM240 117H241V115H240ZM243 117V116H242ZM31 118V117H30ZM80 118V117H79ZM87 118V117H86ZM202 118L203 117H201V119L200 120H202ZM210 118H212V117H210ZM215 118H217L216 116H215ZM222 118V117H221ZM225 117H223L222 119H224ZM14 119V118H13ZM21 119V118H20ZM32 119V118H31ZM88 119V118H87ZM106 119V120H107ZM196 119H198V120H196ZM205 119V118H204ZM220 119V118H219ZM227 119V118H226ZM232 119H233V117H232ZM232 119H230V120H232ZM244 119V118H243ZM2 120V119H1ZM7 120V119H6ZM10 120V119H9ZM91 120H93V118H91ZM120 120H121V118H120ZM127 120V119H126ZM128 120H130V119H128ZM146 120V119H145ZM171 120V119H170ZM206 121H208V120H210V123H212V121L211 120H214L215 121V119H209L208 118V120L207 119H205ZM221 120V119H220ZM228 120H229V118H228ZM230 120H229V122H230ZM240 121H241V119H239ZM238 120V121H239ZM3 121V120H2ZM12 121V120H11ZM32 121V120H31ZM83 121V120H82ZM86 121V120H85ZM108 121V120H107ZM112 121V120H111ZM124 121V120H123ZM122 121V122H123ZM131 121V120H130ZM10 122V121H9ZM18 126L15 128V130L13 131V129H11L10 127H8V126H3V127H1L0 126V148H1V156H0V188L2 187V184H7V185H9V187H8V189L10 188V186H11V188L13 187L14 189H15V191L14 190H12L13 191V193L15 192V193H17V188H18V186H19V182L20 183H28V184H23V185H25L26 187L28 186L29 188H30V190H25V189H21L20 190V194H19V196H20V200H21V202H22V216H20V218H22V230H20V225L19 224H16V222L14 221L15 219L13 218V216L15 217V215H13L14 213H15V211L13 210V208L15 209L16 207H11V204L13 203V202H11L10 200V202L8 203L9 205H7V202H6V199H5V196H3V195H1L2 193L0 192V211H1V213H4V214H6L7 216H8V219L10 218V220L8 221V220H1L0 221V230H2L3 231V233L2 234H4L5 235V237H2V235L0 234V242H1V244H3L4 245V248H6V252H7V254L10 256V258L12 259V261L14 262V264H16V262H17V255L19 254V251H18V249H19V246L17 245V243L15 242V240H14V238L16 237V236H21V238H22V240H23V243H24V245H26V234L28 233V231H30L29 229L31 228V227H34L33 226V224H34V222H35V218L37 217V215H38V212H37V205H35V204H31V202L29 203V201H30V199H33V198H37L38 196L41 198V197H43V195H44V193H45V187H43V185L42 184H35V182L34 181H36L35 180V177L33 178L32 176H31V173H34L35 175L36 174H39V168L38 167H36V168H31L30 166H29V164L30 165H32L33 164V162L35 161V158L34 159H32V160H30V161H27V160H21V161H18V159L16 158V157H14V156H12V155H14V154H12L11 155V153H9V145H13V146H16L17 144H16V134H15V131H17V130H19L20 129V131H18V134H19V132L23 135V137H21V138H23V140H25V137H26V131H27V127H25L24 126V124H20V122L18 123V120L16 119L15 121H14ZM13 122V123H14ZM23 122V121H22ZM84 122V121H83ZM88 121H86V123H87ZM103 122V121H102ZM133 122V126H132V124H130V123H132ZM132 122H130L129 124H130V126L128 125L127 127H131L132 128V132H133V134H136L137 136H138V134H140V136L141 137H143V133H142V131L140 130V128L136 125L137 124V122H135L134 120L132 121ZM226 122H227V120H226ZM15 123H14V125H15ZM24 123V122H23ZM103 123H106L105 121L103 122ZM123 123H125V121L123 122ZM184 123V122H183ZM188 123V122H187ZM190 123V122H189ZM188 123V124H189ZM200 123V122H199ZM203 123V122H202ZM225 123V122H224ZM236 123V122H235ZM244 123V122H243ZM242 123V124H243ZM36 124V125H35ZM205 125L206 124H208L207 122L206 123H204ZM214 122H213V126H214ZM218 124V123H217ZM216 124V125H217ZM236 124H239V126H240V123H236ZM241 124V125H242ZM28 125V124H27ZM32 127H31V130H37V129H40L38 126H40L39 125V123L37 122V121H33L32 122ZM94 125V124H93ZM99 125V124H98ZM111 125V124H110ZM113 125H114V123H113ZM215 125V126H216ZM230 125L231 126H233L232 125V123H229V127H230ZM257 125V124H256ZM86 126V125H85ZM105 126V125H104ZM201 126H203L202 124H201ZM208 126V128L209 127H212V124H208L207 125ZM225 126V125H224ZM238 126V127H239ZM244 126V125H243ZM243 126L242 127H239V128H243ZM15 127V126H14ZM53 127V126H52ZM96 127V126H95ZM99 127H101V126H99ZM121 127V126H120ZM124 127V126H123ZM188 127V126H187ZM190 127V126H189ZM228 127V128H229ZM236 127H237V125H236ZM236 127H234V128H236ZM247 127H250V126H247ZM13 128V127H12ZM28 128H30V127H28ZM107 128V127H106ZM125 128V127H124ZM185 128V127H184ZM202 128V127H201ZM216 128V127H215ZM238 128V129H239ZM49 129V128H48ZM90 129H92V128H90ZM99 129V128H98ZM126 129V128H125ZM189 129V128H188ZM205 129V128H204ZM230 129V128H229ZM231 129H232V127H231ZM31 130H30V132H31ZM95 130V129H94ZM101 130V129H100ZM113 130V129H112ZM111 130V131H112ZM128 130V129H127ZM209 130V129H208ZM207 130V131H208ZM210 130H211V128H210ZM241 130H243V129H241ZM246 129L244 128V131H245ZM45 132H46V130H44ZM48 131V130H47ZM55 131V130H54ZM60 131V130H59ZM60 131V132H61ZM96 131V130H95ZM104 131V130H103ZM184 131V130H183ZM188 131V130H187ZM196 131V130H195ZM206 131V130H205ZM235 131H236V129H235ZM39 132H42V131H40L39 130ZM98 132V131H97ZM110 132V131H109ZM147 132V131H146ZM9 133V134H8ZM10 133H14V134H12V135H10ZM115 133V132H114ZM117 133V132H116ZM129 133H130V131H129ZM183 133V132H182ZM212 133V132H211ZM242 133V132H241ZM30 134V133H29ZM32 134V133H31ZM30 134V135H31ZM64 134H63V137H64ZM103 134V133H102ZM133 134H132V136H133ZM194 134V135H193ZM34 135H36V134H34ZM42 135V134H41ZM49 135V134H48ZM55 135V134H54ZM60 135H61V133H60ZM201 135H202V137H201ZM19 136H21L20 134H19ZM28 136V135H27ZM45 136V135H44ZM57 136V135H56ZM131 136V137H132ZM188 136V135H187ZM195 136V137H196ZM197 136V137H198ZM54 137V136H53ZM60 137V136H59ZM62 137V136H61ZM63 137H62V139H63ZM115 137V136H114ZM197 137H196V139H197ZM27 138V137H26ZM29 138V137H28ZM41 138H42V136H41ZM250 138V137H249ZM40 138H38V140H39ZM52 139H56L55 137L54 138H52ZM142 139V138H141ZM197 139V140H198ZM215 139V138H214ZM116 140V139H115ZM212 140V139H211ZM238 140V139H237ZM250 140V139H249ZM68 141V140H67ZM74 141H72V143H74ZM215 141V140H214ZM41 142V141H40ZM50 142V141H49ZM118 142V141H117ZM197 143H198V141H196ZM200 142V141H199ZM213 142V141H212ZM254 142V141H253ZM55 143H57V142H55ZM68 143H71V142H68ZM71 143V144H72ZM52 144V143H51ZM78 144V143H77ZM199 144V143H198ZM213 144H215V142L213 143ZM62 145V144H61ZM76 144L74 143V145L73 146H75ZM80 145H76L77 147L78 146H80ZM216 145V144H215ZM52 147H53V145H51ZM81 146H83V145H81ZM17 147H18V145H17ZM58 147H60V146H58ZM239 147V146H238ZM81 148V147H80ZM83 148V147H82ZM81 148V149H82ZM63 149V148H62ZM68 149V148H67ZM76 149V148H75ZM199 149V148H198ZM12 150V149H11ZM60 150V149H59ZM83 150H85V149H83ZM12 151H14V150H12ZM63 151L65 152L66 150H64L63 149ZM80 151H82V150H80ZM86 152V151H85ZM147 152V151H146ZM213 152V151H212ZM160 153V152H159ZM214 153V152H213ZM70 154V153H69ZM161 154V153H160ZM217 156V155H216ZM82 157H83V155H82ZM165 157V156H164ZM21 158V157H20ZM130 158V157H129ZM214 158V157H213ZM157 159V158H156ZM166 159V158H165ZM40 160V159H39ZM144 160V159H143ZM41 161V160H40ZM144 163V162H143ZM157 163H158V161H157ZM102 164H104V166H105V169H106V171H105V169H103V165ZM125 164V163H124ZM159 164V163H158ZM39 165V164H38ZM142 165V164H141ZM161 165V164H160ZM35 166V165H34ZM33 166V167H34ZM127 166V165H126ZM129 166V165H128ZM164 166H165V164H164ZM6 167H8V169L10 170V172L11 173H9V170L6 168ZM108 167V168H107ZM133 167V166H132ZM132 167H131V169H132ZM150 167V166H149ZM172 168V167H171ZM134 169V168H133ZM163 169V168H162ZM166 169V168H165ZM241 169V168H240ZM112 170V169H111ZM127 170V169H126ZM116 171V170H115ZM129 171V170H128ZM55 173V172H54ZM81 173V172H80ZM116 173H118V172H116ZM141 173H143V172H141ZM34 174H32V175H34ZM137 174V173H136ZM243 175V174H242ZM64 176V175H63ZM129 176V175H128ZM38 177V176H37ZM135 177V176H134ZM233 177V176H232ZM250 177V176H249ZM83 178V177H82ZM131 178V177H130ZM208 178V177H207ZM41 178H39L38 177V181H37V183L39 182V180H40ZM245 179V178H244ZM58 180H62V178L60 177V179H58ZM88 180V181H89ZM121 180V181H120ZM130 180V179H129ZM236 180H238V178L236 179ZM235 180V181H236ZM42 180H40V182H41ZM139 181H140V178H139ZM93 182V183H94ZM133 182H135V181H133ZM142 182V181H141ZM140 182V183H141ZM149 182V181H148ZM18 183V184H17ZM42 183V182H41ZM71 183V182H70ZM137 183H139V182H137ZM209 183V182H208ZM236 183V182H235ZM247 183V182H246ZM91 184V183H90ZM143 184V183H142ZM147 184V183H146ZM7 185H5L6 187H7ZM37 185H39V186H41L40 188H41V190L39 191L38 189H36V188H34L35 186H37ZM60 185V184H59ZM100 186H101V184H99ZM104 185V186H105ZM123 185V184H122ZM135 185H137V184H135ZM236 185V184H235ZM66 185H64V187H65ZM233 186V185H232ZM24 187V186H23ZM38 187V186H37ZM57 187V186H56ZM56 187H54V188H56ZM63 187V188H64ZM25 188V187H24ZM33 188V189H32ZM39 188V189H40ZM67 188V187H66ZM73 188V187H72ZM127 188V187H126ZM4 189V188H3ZM8 189H6V190H8ZM60 189V188H59ZM69 189V188H68ZM66 190V192L67 191H69V190ZM74 189H75V187H74ZM83 189H84V186H83ZM115 189V190H114ZM125 189V188H124ZM237 189V188H236ZM1 190V189H0ZM10 190V189H9ZM92 190H94V189H92ZM179 190H180V188H179ZM178 190V191H179ZM54 191V190H53ZM59 191V190H58ZM98 191H99V189H98ZM114 191H115V193H114ZM145 191H147V190H145ZM150 191V190H149ZM148 191V192H149ZM152 191V190H151ZM154 191V190H153ZM30 194V196H29V194ZM61 192V191H60ZM62 192H64V190L62 191ZM103 192V191H102ZM123 192V191H122ZM125 192V191H124ZM131 192V191H130ZM11 193V192H10ZM9 193V194H10ZM12 193V194H13ZM56 193H58V192H56ZM134 193V192H133ZM150 194H151V192H149ZM28 194V195H27ZM58 194H60V193H58ZM63 194H65V193H63ZM84 194V195H83ZM122 194V193H121ZM130 194H132V193H130ZM135 194L138 196V205L140 206V209H141V211H142V216L141 217H143V219L140 217V214H139V217L136 219V222L134 223V220L132 221L134 224V226L138 229V231H139V240H138V238L136 239L137 241H139V242H144L143 240L145 239V237H146V235L150 232V230H149V214H148V206H147V204L145 203V198H144V193H143V195L140 193V192H138V191H135ZM148 194V193H147ZM16 195V194H15ZM66 195V194H65ZM67 195V196H68ZM149 195V194H148ZM154 195V198H155V196L157 197L158 195H155V193L153 194ZM153 195H151V197L153 196ZM85 196H87V197H89V198H92L93 200L90 202V203H98V202H100L101 204H102V206H98L97 205V207L96 208H94L93 210L90 208V204H88V206L89 207H87V204H85L86 206H82V205H84L83 204V201H82V199L83 200H85L86 198H85ZM58 197V196H57ZM74 197H77V198H75V199H73ZM132 197H133V194H132ZM131 197V198H132ZM147 197V196H146ZM59 198V197H58ZM148 198H149V196H148ZM8 199V198H7ZM29 199V200H28ZM88 199V198H87ZM126 199H128V197L126 198ZM129 199H130V196H129ZM147 199V198H146ZM151 199V198H150ZM38 200V199H37ZM89 200V199H88ZM95 200H97V202L95 201ZM8 201V200H7ZM159 201V200H158ZM160 201H162V199L160 198ZM160 201H159V204H160ZM33 202V201H32ZM60 202V201H59ZM64 202H66V201H64ZM87 202V201H86ZM89 202V201H88ZM131 202V201H130ZM134 202H136V201H134ZM157 202V201H156ZM11 203V204H10ZM34 203V202H33ZM36 203V202H35ZM38 203V202H37ZM62 203V202H61ZM162 203H163V201H162ZM258 203H259V201H258ZM65 204V203H64ZM133 204V203H132ZM131 204V205H132ZM183 204V203H182ZM240 204V203H239ZM130 205V204H129ZM130 205V206H131ZM237 205V204H236ZM152 206V205H151ZM157 206V205H156ZM161 206V205H160ZM64 207V206H63ZM136 207H138V206H136ZM135 207V208H136ZM159 207V206H158ZM184 207V206H183ZM248 207V206H247ZM126 208V207H125ZM139 208V207H138ZM127 209V208H126ZM153 209V208H152ZM167 209V208H166ZM128 210V209H127ZM159 210V209H158ZM162 210V209H161ZM160 210V211H161ZM168 210V209H167ZM236 210V209H235ZM243 210H244V207H243ZM164 212H165V210H163ZM170 211V210H169ZM137 212H140L139 211V209H137ZM242 212V211H241ZM126 213V212H125ZM155 213V212H154ZM166 213H167V211H166ZM165 213V214H166ZM172 213V217H175V219L177 220V223L179 224V226L180 227H182L183 228V226H184V228L186 229H184L185 231H188V232H190V233H188L187 235H189L190 237H192V239H196L194 236L196 235V237L198 238V240L200 239L201 241H203V239H202V237L201 236H199L197 233H196V231L192 228V226L190 225V224H188L185 220H183V218L179 215V213L177 212V211H172L171 212ZM3 214V215H4ZM163 214V213H162ZM165 214H163L164 216H165ZM168 214V213H167ZM177 214L179 215V217L182 219V221L180 220V218L179 217H177ZM233 214V213H232ZM156 215V214H155ZM171 215V214H170ZM229 215H231V214H229ZM2 216V215H1ZM6 216V217H7ZM158 216V215H157ZM161 216V215H160ZM164 216H162V217H164ZM4 217H5V215H4ZM5 217V218H6ZM18 217V216H17ZM127 217V216H126ZM136 217V216H135ZM166 217V216H165ZM16 218V217H15ZM168 218H169V216H168ZM250 218V217H249ZM1 219V218H0ZM14 219V220H13ZM64 219V218H63ZM131 219V218H130ZM173 219V218H172ZM21 220V219H20ZM127 221V220H126ZM171 221V220H170ZM175 221V220H174ZM131 222V223H132ZM157 223V222H156ZM176 223V225H178ZM245 223H247L246 221H245ZM173 225L175 224V223H172ZM235 224V223H234ZM19 225V226H18ZM132 225V224H131ZM237 225V224H236ZM235 225V226H236ZM133 226V227H134ZM178 226V227H179ZM234 226V225H233ZM244 226V225H243ZM132 227V226H131ZM178 227H177V229H178ZM180 227H179V229H180ZM66 228H68V230L66 229ZM127 228V227H126ZM154 228V227H153ZM19 229V230H18ZM132 229V228H131ZM135 229V228H134ZM136 229V230H137ZM156 229V228H155ZM178 229V230H179ZM73 231L74 232V234L73 235H71V233H69V231ZM128 230V229H127ZM136 230H134V231H136ZM160 230V229H159ZM18 231V232H17ZM123 231H124V229H123ZM181 231V230H180ZM156 232H158V231H156ZM170 232V231H169ZM181 232H183V233H185L183 230L181 231ZM125 233V232H124ZM131 233V232H130ZM135 233V232H134ZM151 233V232H150ZM191 233H193L194 234V236L191 234ZM30 234V233H29ZM137 234V233H136ZM155 234V233H154ZM159 234V233H158ZM182 234V233H181ZM8 235H11V236H13L14 238H13V240L12 239H8ZM130 235V234H129ZM132 235V234H131ZM168 235H170V234H168ZM177 235V234H176ZM29 236V235H28ZM127 236V235H126ZM133 236V235H132ZM136 236V235H135ZM134 236V237H135ZM138 236V235H137ZM158 236V235H157ZM123 237H125V236H123ZM189 237V238H190ZM12 238V237H11ZM133 238V237H132ZM186 238V237H185ZM188 238V237H187ZM186 238V239H187ZM123 239V238H122ZM125 239V238H124ZM129 240V239H128ZM197 240V241H198ZM119 241V240H118ZM122 241H124V240H122ZM115 241H113V243H114ZM138 242V243H139ZM195 242V241H194ZM203 242H205V240L203 241ZM137 243V242H136ZM135 243V244H136ZM149 243V242H148ZM189 243V242H188ZM196 243V242H195ZM199 243H201V242H199ZM115 244V243H114ZM129 243H127V245H128ZM116 245H119V243L117 242V244ZM196 246L198 245V244H195ZM204 249H205V246H206V249H207V251H208V253H204L202 256H201V258L199 257V259L197 260V259H195V260H197V262H198V264H209L210 262L212 263V262H214L215 264H222L221 262H220V260H219V262H217V258H216V255H213L212 253V249L207 245V243L205 242L204 244ZM229 245V244H228ZM137 246V245H136ZM3 247V246H2ZM38 247V246H37ZM105 247H108V248H106L105 249ZM198 247V246H197ZM201 247V246H200ZM4 248H2V249H4ZM202 248V247H201ZM116 249V248H115ZM205 249V250H206ZM132 250V249H131ZM134 250V249H133ZM132 250V251H133ZM203 250V249H202ZM114 251V250H113ZM119 251V250H118ZM143 251H144V249H143ZM150 251V250H149ZM152 251V250H151ZM112 252V251H111ZM143 253V252H142ZM0 254H1V252H0ZM115 254V253H114ZM147 254V253H146ZM55 255H57V253H55ZM112 255V254H111ZM116 257V256H115ZM129 257H131V256H129ZM144 257V256H143ZM142 257V258H143ZM198 257V256H197ZM112 258V257H111ZM139 258H141V257H139ZM152 258V257H151ZM116 259V258H115ZM148 259V258H147ZM154 259V258H153ZM158 259V258H157ZM145 260H146V258H145ZM150 260V259H149ZM116 261V260H115ZM118 261V260H117ZM152 261V260H151ZM154 261V260H153ZM139 262V261H138ZM146 262V261H145ZM113 263V262H112ZM117 263V262H116ZM129 263V262H128ZM127 263V264H128ZM142 263V262H141ZM210 263V264H211ZM57 264H58V262H57ZM151 264H154V263H151ZM188 264V263H187ZM190 264H191V262H190Z\"/></svg>",
	"mask_w": 264,
	"mask_h": 264
},
{
	"label": "crops",
	"instance_id": "3",
	"mask_svg": "<svg viewBox=\"0 0 264 264\" xmlns=\"http://www.w3.org/2000/svg\"><path fill=\"white\" fill-rule=\"evenodd\" d=\"M177 118L181 124L192 123L188 116H170L166 117V121L161 118L159 121L151 120L148 123L175 124L178 123ZM159 135L160 155L164 159L169 176L180 188L177 212L205 240L215 255L218 249H224L226 259L216 256L217 262L220 260L222 264H264V165L260 168L261 160L256 159L255 176L247 180L245 163L248 161L244 160L245 156L240 150L236 153L228 151L229 155L223 156L216 151L213 153L209 149H189L182 144L196 141L198 135L197 137L194 134L192 136L189 133L171 131L161 132ZM220 156L224 157L223 161L210 159ZM238 184H243L240 196H236ZM246 184H255L253 191L248 195L250 197L247 198L244 195H247V192L243 191V187H247ZM236 202L240 204L235 214L232 204ZM166 204L170 203L167 201ZM190 262L198 263L195 260ZM177 264L181 262L177 261Z\"/></svg>",
	"mask_w": 264,
	"mask_h": 264
}]
</instances>
